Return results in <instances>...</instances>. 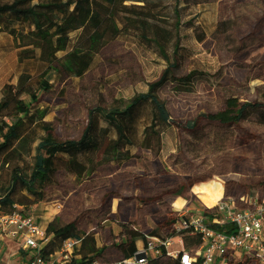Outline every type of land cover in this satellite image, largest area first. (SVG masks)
<instances>
[{"label":"trees","instance_id":"16d2710c","mask_svg":"<svg viewBox=\"0 0 264 264\" xmlns=\"http://www.w3.org/2000/svg\"><path fill=\"white\" fill-rule=\"evenodd\" d=\"M163 2H172L170 12H166L165 7L160 10ZM182 3L183 0H0V35L22 41L16 48L20 66L18 83L10 85L0 100L2 213H10L15 206L30 208L51 201L54 195L50 189L57 187L60 192L62 187L57 181L61 174L70 176L74 187L80 186L98 177L102 166L112 165L117 170L126 163L139 161L142 155L137 150L161 153L166 138L174 132H183L202 141L207 138H204L207 128H238L254 112L264 110L263 89L253 102L230 96L223 99L216 112L200 113L184 124L171 116L166 101L158 94L163 88L168 87L176 96L194 94L199 83L212 76L197 69L177 75L187 56V48L182 45L188 38L185 31H197L199 41L213 32V29L205 31L206 22L200 12L184 14L188 7ZM187 16L189 19L185 20ZM221 22L227 50L232 55L239 53L248 59L262 56L264 39L256 31L245 36L236 33L230 36L228 23ZM111 34L114 39L132 38L139 46L153 48L164 69L148 84L146 92L127 100L115 99L110 107L97 105L89 109L77 139H59L54 129L45 124L47 110L41 108L38 94L51 92L65 82L66 77L76 80L90 71ZM251 66L254 78L264 81V60L254 61ZM144 113H148L146 122L142 120ZM32 131L40 136L32 165L29 171H24L14 148ZM247 136V132H241L240 145L246 146L253 141ZM258 157L261 159L260 152ZM242 160L235 158L237 165ZM263 183L264 171L257 178L244 180L236 188L250 202ZM182 192L179 189L170 195L180 196ZM84 216L82 212L70 222L57 216L49 222L45 228L48 241L40 255L49 260L62 251L67 241L75 243L66 264H85L95 259L98 250L104 252L107 246L100 245L97 233L84 229L87 218ZM163 228L164 233L159 228L144 233L136 227H123L126 241L120 244L116 260L133 257L139 245L144 246L150 237L162 241L180 237L186 250H195L200 245V237L187 231L175 232L173 223L168 220H164ZM162 251L165 253L164 248ZM148 264L176 263L164 255Z\"/></svg>","mask_w":264,"mask_h":264},{"label":"rangeland","instance_id":"374dc122","mask_svg":"<svg viewBox=\"0 0 264 264\" xmlns=\"http://www.w3.org/2000/svg\"><path fill=\"white\" fill-rule=\"evenodd\" d=\"M182 5L188 7L183 11L184 14L200 12L206 22L205 31L213 29V32L206 35L203 41L198 40L200 34L194 29L183 32L188 35L182 41V45L187 48V56L177 75H185L197 69L212 76L200 82L194 94L176 96L168 87L163 88L158 94L166 101L171 116L184 124L200 113L216 112L221 108L223 99L230 96H236L241 101L257 100L258 94L264 89V81L254 78L251 64L264 60V53L255 59L241 57L239 53L232 55L227 50L226 34L221 21L228 23L230 36L235 33L245 36L256 31L264 39V0H183ZM164 7L166 12H170L172 2H163L160 10ZM188 19L189 16L185 20ZM218 25L222 26L224 33L222 49L213 38ZM109 39L97 55L93 68L81 78L70 80L66 77V81L51 92H39L40 106L47 110L45 124L54 129L59 139H77L89 109L97 105L110 107L115 99L127 100L146 92L148 84L164 69L163 62L153 48L139 46L132 38L114 39L113 34ZM18 44H22V41L0 35V100L5 90L10 85H17L19 80ZM220 68L222 70L217 75ZM142 120H148V113L143 114ZM242 131L247 132V137L253 140L249 145H240ZM39 136L36 132H29L15 145L14 153L19 157L24 171H29L32 165ZM204 138L197 141L186 133L174 132L166 138L161 153L149 154L137 150L142 155L139 161L126 163L117 170L112 165L102 166L98 170L99 176L90 179L91 189L85 191L76 188L67 200L62 193H70L74 186L70 176L61 174L57 178L58 184L62 186L60 192L57 187L50 189L54 197L58 193L54 205L63 209L64 202L67 203L73 197L74 201H78L76 207L83 210L84 217H89L90 208L105 204L109 209L105 215L108 219L103 222V219L93 218L94 222L88 224L95 226L97 223L102 235L107 236L106 239L109 237L116 240L113 243L116 245L124 236L123 227L133 225V221H138L143 229L148 224L154 226L162 220L173 224L177 222L181 215L165 210L167 205H173L178 198L192 201L195 209L202 208L205 207V197L211 192L210 186L215 181L228 177V183L242 184L244 180L257 178L264 171L263 160L258 157L259 152L262 157L264 149V110L254 112L238 128L225 130L209 127ZM236 157L243 159L238 165ZM262 185L259 191L264 193V183ZM179 189L183 191L181 197L170 195ZM192 190L196 195L191 193ZM30 208H25L28 213ZM143 212L148 215L147 220L141 218ZM3 242L8 244L9 241L5 237ZM109 247L112 248L111 245ZM102 253H98L95 258ZM109 256H112L110 261L118 259L112 249ZM61 261V258L57 259L58 263ZM245 262L263 264L256 257L233 252L225 259L217 258L215 264Z\"/></svg>","mask_w":264,"mask_h":264},{"label":"built area","instance_id":"2783aa9c","mask_svg":"<svg viewBox=\"0 0 264 264\" xmlns=\"http://www.w3.org/2000/svg\"><path fill=\"white\" fill-rule=\"evenodd\" d=\"M1 139L0 132V142ZM239 196L223 197L203 214H182L173 224L177 233L187 231L200 237V245L195 250H186L180 237L179 251L170 250L172 240L150 237L131 258L115 261L95 258L85 264H148L164 255L173 258L176 264H215L217 258L225 259L230 252L256 257L264 264V197L249 204L243 195ZM0 236L19 243L20 250L27 255L25 264H66L75 243L65 242L61 252L45 260L40 253L48 241L46 230L34 215L20 206L6 214L0 210ZM58 258L61 263L57 262Z\"/></svg>","mask_w":264,"mask_h":264},{"label":"crops","instance_id":"0c3cea01","mask_svg":"<svg viewBox=\"0 0 264 264\" xmlns=\"http://www.w3.org/2000/svg\"><path fill=\"white\" fill-rule=\"evenodd\" d=\"M261 155H262L261 159L263 160V163H264V149L261 152ZM227 180H228V177L223 178L221 180L215 181L216 183L213 186H210L211 192H210V194H208L209 196L205 197L204 203H206V204L203 203V205H205V207L195 209V205L192 201L187 202L186 200H182V199L178 198V201L177 200L174 201L173 205L172 204L167 205V210H165V211L170 212V213L175 214V215H182L185 213L194 214V212H197L199 214H203V213L207 212L208 209H212L216 205L217 201L219 199H222L223 197H226V196L240 197L239 195H243L242 192H239L236 188L239 183L237 185H233V183H228ZM90 182H91V180L85 182L84 184H82L80 186H75L70 191V193L65 195L63 198L65 200H67L69 198V195L72 192H74L75 191L74 189H76V188H79V189L85 190V191L91 189V183ZM231 182H232V180H231ZM191 193L196 195L195 191H193V190L191 191ZM55 197H57V196H55ZM55 197H53L52 200L49 202L40 203V204H37V205L31 207L30 209H28L30 213H33L36 220L44 228H46L48 223L51 222L57 216L60 217L65 222H70L77 215H79L80 213L83 212L82 209L79 210L78 207H76L75 203H78V201H74L73 197H72V199H69L67 201L68 204L66 202H64L63 209L58 208L56 205H54V203H55L54 198ZM173 197L176 198V197H181V196H173ZM261 197H264V193L258 191L257 196L250 202L246 201V203L250 204L256 198H261ZM174 206H177V207H174ZM179 207H180V209H177ZM243 207H244L243 205H240V208H243ZM181 208H183V209H181ZM193 210H196V211H193ZM89 211H90L89 217H87L83 223L84 229L88 232L95 231L99 237L100 245L101 246L102 245L108 246V248L101 255H99L98 258H103V259L107 260V257H108L109 258L108 260H110V258L112 257V256H109L111 249H112V251H114V256L118 258L119 254H120V244L124 243L126 241V235L124 234L121 241L118 244L114 245L113 243H116V240L109 238V237H108V239H106L107 236L102 235V232H101L99 226L97 225V223H95L96 224L95 226H91L88 224L89 222H94L93 218H95V220H98V219L102 220L103 219V222H105L108 219V217L105 218V215L107 214L109 209H107L105 204H101L95 208H90ZM110 214H111V211H110ZM143 214H144V216H142L141 218L146 219L148 215H146L145 212H143ZM163 222H164V220L158 222L154 226H151L150 224H148L146 226V229H143L140 226V224L138 223V221L137 222L133 221V225H129V226L130 227H136V228L140 229L141 231H143L144 233H149L153 228H159L160 231L164 233L165 229L163 228ZM4 238L5 237L0 236V264H25L27 261V255H26V253H24L20 250L19 243L9 239L8 237H6L9 241L8 242L9 245L5 244L3 242ZM178 240H179L178 237L174 238L172 240L173 241V247H172V249L170 248V250H174V251L180 250V245L178 243L177 244L175 243ZM109 245L112 246L111 249H110ZM142 247L143 246L139 245V249H141ZM100 252H101V250H98V253H100Z\"/></svg>","mask_w":264,"mask_h":264},{"label":"bare ground","instance_id":"6f19581e","mask_svg":"<svg viewBox=\"0 0 264 264\" xmlns=\"http://www.w3.org/2000/svg\"><path fill=\"white\" fill-rule=\"evenodd\" d=\"M224 33H223V28L221 25H218L215 33L213 34V38L217 44V46L222 49L224 47Z\"/></svg>","mask_w":264,"mask_h":264}]
</instances>
